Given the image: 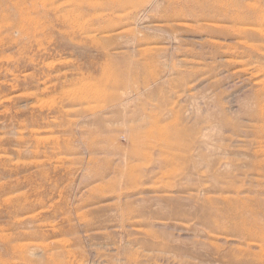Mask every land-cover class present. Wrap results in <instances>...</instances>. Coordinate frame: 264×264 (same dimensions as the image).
<instances>
[{
    "label": "rangeland",
    "instance_id": "1",
    "mask_svg": "<svg viewBox=\"0 0 264 264\" xmlns=\"http://www.w3.org/2000/svg\"><path fill=\"white\" fill-rule=\"evenodd\" d=\"M0 264H264V0H0Z\"/></svg>",
    "mask_w": 264,
    "mask_h": 264
}]
</instances>
